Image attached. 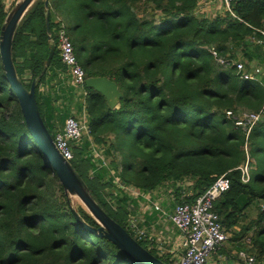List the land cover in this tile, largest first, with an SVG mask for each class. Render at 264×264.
Segmentation results:
<instances>
[{"label": "trees", "instance_id": "1", "mask_svg": "<svg viewBox=\"0 0 264 264\" xmlns=\"http://www.w3.org/2000/svg\"><path fill=\"white\" fill-rule=\"evenodd\" d=\"M45 1L34 2L13 41L23 83L30 87L37 78L41 113V82L61 77L60 70L67 68L56 34L64 24L86 76H107L123 92L120 107L112 108L101 93L85 86L91 133L107 144L105 155L112 158L106 162L93 152H74L72 159L107 213L128 230L124 184L150 191L171 183L182 203L226 174L229 188L214 210L226 228L244 220L248 207L264 200V121L246 142L245 132L225 112L264 106V43L259 42L264 0H233L234 14L224 10L214 16L197 11L200 0H48L53 41L46 30ZM7 15L0 0V31ZM53 44L55 54L43 72ZM210 49L220 58L242 60L247 69L256 62L263 70L257 79L242 78L236 65H223ZM248 156L250 180L243 182L239 167ZM187 178L194 179L187 187L192 192L182 199L185 191L178 181ZM112 187L119 189L117 195ZM112 199L119 203L116 209ZM258 206L244 228L254 231L261 264L264 209ZM75 207L99 227L83 205ZM0 264H132L115 243L77 220L69 194L27 127L1 56Z\"/></svg>", "mask_w": 264, "mask_h": 264}, {"label": "water", "instance_id": "2", "mask_svg": "<svg viewBox=\"0 0 264 264\" xmlns=\"http://www.w3.org/2000/svg\"><path fill=\"white\" fill-rule=\"evenodd\" d=\"M35 1L18 0L12 10L8 11L0 31V56L9 83L19 98L21 111L31 135L56 171L66 193L69 194L72 210L81 224L92 233L106 237L115 243L132 264H169L142 245L133 234L110 216L98 203L86 181L72 164V161L63 155L55 143L54 136L48 128L38 104L36 93L37 78L32 80L30 87H27L20 78L13 59V41L20 22ZM45 6L48 39L53 41L48 0L45 1ZM55 51L56 44H53L43 72L50 65ZM85 83L86 87L101 93L112 108L120 107L123 92L117 82L107 76H94L87 77ZM74 197L80 200L83 207L99 223V227L92 226L82 218L76 210Z\"/></svg>", "mask_w": 264, "mask_h": 264}, {"label": "built area", "instance_id": "3", "mask_svg": "<svg viewBox=\"0 0 264 264\" xmlns=\"http://www.w3.org/2000/svg\"><path fill=\"white\" fill-rule=\"evenodd\" d=\"M211 1L212 0H200L197 11L199 13H202V11L205 12L207 8L205 6L202 7V2L208 4ZM220 1L225 10H229L233 13L231 9V2L233 0ZM64 27V25H61L56 31L61 60L68 66L74 83L79 86L81 90L86 91V72L78 61L72 41ZM260 31L264 35V30ZM259 42L264 43V38ZM210 50L218 57L216 50ZM218 60L226 66L236 65L242 78L257 79L259 77L257 75L261 73L260 68L255 69L256 73L254 70L247 69L242 60L220 57H218ZM225 113L228 118L234 121L238 128L245 132L246 142L249 141V136L253 128L258 123L264 121V106L259 111L226 110ZM82 122L79 121L78 118L70 116L65 120L63 129L54 135L57 147L70 161L74 158L73 147L75 142L84 136L83 133L87 132L88 135L90 133L86 123L83 122L84 124H82ZM245 150L248 153L247 143L245 145ZM250 161L251 158L248 156L245 163L239 167L241 169L243 182H248L250 180ZM228 188L229 179L226 174H222L216 178L203 194L197 196L193 201L184 200L182 203H178L175 206L171 214V220L183 232L184 247L179 260L172 264H210V255L222 246L228 235L225 226L220 220V215L214 210L215 201ZM127 189L130 191L135 190L131 188ZM138 233L143 235L144 231L139 230ZM246 240L247 246L239 251L238 256L245 264H258L257 256L254 253L252 237H247ZM261 264H264V261Z\"/></svg>", "mask_w": 264, "mask_h": 264}, {"label": "crops", "instance_id": "4", "mask_svg": "<svg viewBox=\"0 0 264 264\" xmlns=\"http://www.w3.org/2000/svg\"><path fill=\"white\" fill-rule=\"evenodd\" d=\"M60 75L61 77L58 76L52 79L54 80L53 83H51V80L40 86V95H42L41 102L43 103L42 105H44L47 118V120L46 118L45 120L52 134L61 131L64 127L65 120L73 116H66L65 120L60 122L57 119L56 106L64 103L68 99L74 100V102H77V105L80 103V100L79 102L76 100V94L72 93L69 83L66 80H60L67 75L62 71ZM65 90H67L66 93H62ZM46 104H51L52 109H47ZM112 189L115 190L113 193L117 195L119 189L114 187H112ZM127 196V198L125 197V201L129 205L127 214L129 232H133L136 238L142 242V245L149 249L154 255L166 260L169 264L178 261L183 252L184 235L171 220V214L177 204L173 184H164L150 191H141L139 189L135 191L129 190ZM121 197L124 198V196ZM122 199L121 205L123 206L125 201ZM111 201L112 204L113 202L117 203L118 207L119 203L117 199H112ZM255 205L256 204H252L248 207L245 219L239 224L231 228L225 227L228 232L227 238L222 246L210 255V264H245L244 261L239 258L238 253L247 246L246 239L252 236L254 232L252 229L246 230L244 227L256 217H254L253 209ZM117 207H115V209ZM139 230L144 231V234H139Z\"/></svg>", "mask_w": 264, "mask_h": 264}, {"label": "rangeland", "instance_id": "5", "mask_svg": "<svg viewBox=\"0 0 264 264\" xmlns=\"http://www.w3.org/2000/svg\"><path fill=\"white\" fill-rule=\"evenodd\" d=\"M18 0H4L5 4H6V8L7 10L10 12L12 10V8L15 6L16 2ZM205 6L207 8V10L205 12L202 11V13L208 15V16H214L215 14H219V12H223L225 9L223 7V4L221 3L220 0H212L210 3L208 4H205V2H202V7ZM59 16H57V18H55L56 20H59L58 18ZM65 25V24H64ZM68 36L70 37L71 39V35L70 33L68 32L67 30V27H64ZM72 41V39H71ZM59 49V47H58ZM60 52V50H59ZM62 64L65 65L64 67H67L65 70H61L65 75H67V82L69 83V87L72 89V93H75L76 94V100H80V103L77 105V102H74V100H66L64 103H61L59 105L56 106V110H57V119L62 122L63 120H65L66 116H69V115H74L76 118L79 119V121H83L86 123L87 125V129L90 130V133L88 135L87 132L83 133L84 136L77 140L75 142V145H74V152L75 153H84V152H93V153H96L98 157L102 156L103 158H105L106 162H108L112 156L108 155L106 153L105 155V152H106V148H107V144H104V143H100V142H97L94 138V136L92 135L91 133V128H90V124H89V119H88V113H87V109H86V99H85V96H86V91H83L80 89L79 86L75 85L74 83V80L72 78V75L69 71V68L68 66L63 63V61L61 60ZM259 64H256V62H252L250 63V70H254L256 68H260L261 71L263 70L260 66H258ZM252 71V72H254ZM69 73V75H68ZM256 73V71H255ZM51 74V73H49ZM254 75V74H253ZM255 79V78H254ZM47 81H51L49 79V76L47 77V79L45 78L43 82H41L40 86L43 84V83H46ZM54 80L51 81V83H53ZM46 87V86H45ZM67 90H65L64 92L62 93H66ZM39 101H40V104H41V110H42V113L44 115V117L46 118V115H45V109H44V105H42L43 103L41 102V99L39 97ZM83 101V103H82ZM46 108L47 109H52V105L51 104H46ZM46 109V110H47ZM76 113V114H75ZM47 120V118H46ZM45 120V121H46ZM82 122V124H84ZM48 124V123H47ZM87 143H89L88 147L86 146ZM87 148H86V147ZM116 157V156H115ZM119 161V158L117 157L116 158V162ZM73 162V161H72ZM75 163V162H74ZM194 179H190V178H187V179H183L182 181H178V182H181V185L184 187V194L182 195V199H184L185 197H189L190 193L192 191H190L189 189H187L188 186L192 185ZM165 184H168V183H165ZM170 184V183H169ZM124 187L127 189V188H131V189H135L134 186H125L124 184ZM186 188V189H185ZM112 192L115 191L114 189H111ZM135 190H138V189H135ZM133 190V191H135ZM207 190V189H206ZM189 194V195H187ZM176 196V195H175ZM199 196V195H198ZM177 198V197H176ZM74 201L75 203L77 204H80V205H83L80 200L77 198V197H74ZM114 204V208L117 207V203L113 202ZM178 204V203H177ZM176 204V205H177ZM175 205V206H176ZM258 205H260V209H264V200L260 201L258 203ZM257 204L253 207L254 209V217L257 215L258 213V209H259V206ZM248 214V213H247ZM132 232V231H131ZM131 234H134L133 232ZM251 237V236H250Z\"/></svg>", "mask_w": 264, "mask_h": 264}]
</instances>
